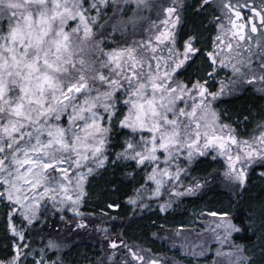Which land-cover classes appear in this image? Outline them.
Segmentation results:
<instances>
[{
  "label": "snow or ice",
  "instance_id": "6c2138e0",
  "mask_svg": "<svg viewBox=\"0 0 264 264\" xmlns=\"http://www.w3.org/2000/svg\"><path fill=\"white\" fill-rule=\"evenodd\" d=\"M205 160L222 170L189 182ZM254 176L264 0H0V264H182L128 223L210 183L230 200L186 258L264 264V197L231 203Z\"/></svg>",
  "mask_w": 264,
  "mask_h": 264
},
{
  "label": "trees",
  "instance_id": "16d2710c",
  "mask_svg": "<svg viewBox=\"0 0 264 264\" xmlns=\"http://www.w3.org/2000/svg\"><path fill=\"white\" fill-rule=\"evenodd\" d=\"M191 2V0L189 1ZM192 21H189V25H191ZM255 100L256 104H259L260 101L255 97H250L249 94H245L244 96L239 97H231L228 98L226 102L227 108L235 110V107L238 105H242L247 101L251 104ZM251 128V126H249ZM201 171L199 172V176H205L208 173H212L214 170H222L220 167L214 165L210 160L202 161L199 165ZM209 191H200L197 195H188L186 198L181 199L178 203L176 209L168 211L167 213H163L159 211L156 207L152 210H146L141 215L140 219L133 220L128 223V231L132 234L133 239L140 240L144 245H151L153 248H159L158 252L170 251L169 246H165L164 243L160 242L159 239L155 238L156 232H160L163 230H167L169 228H174L177 224H180V220L188 214V210L190 209L189 205L192 203H196L199 200L208 204L209 210H217L219 207L227 205L229 203L230 197L223 189L221 184H209ZM264 180H261L259 176L253 177V184L248 192L244 194L242 203H237L236 200L232 199L231 203L234 209H246L248 203H252L258 200L261 197H264ZM200 202V201H199ZM187 205V207H186ZM186 207V208H185ZM128 212H131V209H128ZM182 224V223H181ZM119 227V225H118ZM237 242H244L240 239V237H236ZM79 243V244H84ZM78 244V246H79ZM86 244V243H85ZM93 248L95 247L94 243L90 241V244ZM176 255L181 257L182 259L192 262L193 258L187 257L182 253L176 252Z\"/></svg>",
  "mask_w": 264,
  "mask_h": 264
},
{
  "label": "rangeland",
  "instance_id": "374dc122",
  "mask_svg": "<svg viewBox=\"0 0 264 264\" xmlns=\"http://www.w3.org/2000/svg\"><path fill=\"white\" fill-rule=\"evenodd\" d=\"M228 98L229 97H225L222 100L221 104L218 106L227 107L226 102H227ZM200 164L196 165L193 168L192 175L188 178L189 182H191L192 177L199 176L198 174L201 171V169L199 168ZM214 165H216L222 169V165L220 162H216V163H214ZM199 192L191 193L189 195L195 196ZM199 201L196 203H192V205H189L190 206V209L188 210L189 212H188V214L183 216V218L180 220V224H177V226H175L174 228H169L167 230L156 232L155 238L159 239V241L164 243L165 246L168 245L170 248V251L168 250V252H166V251L158 252L159 248H155V247L153 248V246H151V245L149 246L147 244H145L144 246L147 248H151L154 253L162 254L163 256L167 257L169 260H171L172 258H175L176 260L181 261L182 264H194V260L192 262H188V261L182 259L180 256L178 257L176 255V252H178V253L180 252L183 255H185V253L181 249V244L184 242L185 237L191 243H197L198 240L203 238L200 235V233H201V230H203L207 227V224L205 223V220L207 219L206 210H207V213H210V212L215 211V210H209L207 203L202 202L201 200H199ZM177 206H178V203L173 205V207L170 208L169 211L176 209ZM154 207H155V205L153 204V207L151 208V210ZM186 207H187V205H186ZM146 210H150V209H146ZM163 213H165V212H163ZM197 217H199V219H197ZM181 223L185 226L186 229H191V231H185L183 236H178L175 233L179 229ZM83 242H85L86 244L85 243L79 244L78 248L74 249V251L79 250V251L83 252L85 250L93 249V246L89 245L90 244L89 240H84ZM213 247H215V244H213ZM201 264H203V262H201Z\"/></svg>",
  "mask_w": 264,
  "mask_h": 264
}]
</instances>
